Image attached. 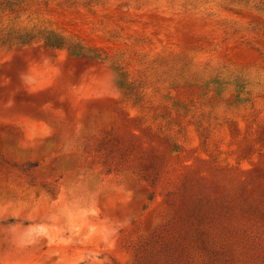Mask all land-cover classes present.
Segmentation results:
<instances>
[{
    "label": "rangeland",
    "instance_id": "obj_1",
    "mask_svg": "<svg viewBox=\"0 0 264 264\" xmlns=\"http://www.w3.org/2000/svg\"><path fill=\"white\" fill-rule=\"evenodd\" d=\"M74 1L99 59L0 42V264H264V3Z\"/></svg>",
    "mask_w": 264,
    "mask_h": 264
},
{
    "label": "trees",
    "instance_id": "obj_2",
    "mask_svg": "<svg viewBox=\"0 0 264 264\" xmlns=\"http://www.w3.org/2000/svg\"><path fill=\"white\" fill-rule=\"evenodd\" d=\"M56 1L58 3L68 2L69 0H0V42L8 47H24V46H38L46 48L50 51L55 50H69L73 55H80L83 50L89 49L79 38H72L71 36L62 32L56 27L55 22L48 18H42L37 15L38 7L40 4L48 6L49 3ZM77 1V0H76ZM74 1V3H76ZM89 1L90 6H95L96 0ZM172 1V0H171ZM239 2L248 5L250 0H231V2ZM252 1V0H251ZM73 2V1H72ZM173 2V1H172ZM263 4L262 0L255 3ZM26 15V16H25ZM25 16V17H24ZM6 23V25H4ZM90 53L87 58L99 59L102 53L97 52L96 49H89ZM94 53V55H91ZM107 58V57H106ZM163 56L161 61L164 63H173L178 61H170L171 58ZM114 60V56L111 58ZM117 63V61H116ZM119 64V63H117ZM118 72V89L122 95L126 98L132 99L134 104L144 103L146 97L145 89L147 88L146 82L153 79L152 74L157 75L159 71V64L157 71L155 67H152L149 75L145 78H131L129 73L125 71L119 64ZM161 68V67H160ZM163 69V68H161ZM34 165V164H33ZM32 166V165H31Z\"/></svg>",
    "mask_w": 264,
    "mask_h": 264
}]
</instances>
